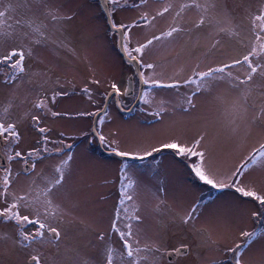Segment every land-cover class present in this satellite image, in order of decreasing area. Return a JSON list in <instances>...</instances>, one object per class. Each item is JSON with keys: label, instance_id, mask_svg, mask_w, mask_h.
<instances>
[{"label": "rangeland", "instance_id": "374dc122", "mask_svg": "<svg viewBox=\"0 0 264 264\" xmlns=\"http://www.w3.org/2000/svg\"><path fill=\"white\" fill-rule=\"evenodd\" d=\"M138 2L129 0V6L119 8L116 21L131 24L139 20L141 12L155 14L166 4L173 7L170 13L158 17L154 26L133 28L131 46L167 30L179 5L186 0H149L140 8L131 6ZM22 3L23 0H0V10L7 12L9 24L22 19L32 22L33 27L44 25L42 30L49 42L36 46L34 57L26 61L30 81L26 80L16 89L0 83V112L11 105L8 118L20 121L22 141L16 146L17 150L26 153L42 147V134L33 126L31 115H40L41 126L51 129L46 133L51 140L73 145L72 149L64 150L72 154L73 160L66 182L55 197L68 221L60 245L65 253L62 264H80L81 260L99 264L103 242L96 236L101 232L106 234L113 247L119 248V238L110 232V224L119 206L122 158L107 153L111 149L101 145L93 133L96 116H80L78 113L104 109L108 101V116L103 117L101 113V117H97V120L103 118L104 123L97 124L96 120V129L110 140L116 134L124 150L141 153L164 142L191 144L204 135L211 146L214 163L222 172L231 171L264 141V122L255 121L251 110L242 115L235 113L232 102L240 93L227 82H219L211 93L199 94L194 110H188L184 105V97L194 86L167 89L144 85L143 92L149 93L150 104L140 100L131 112L124 113L118 103L123 101L121 106L125 110L132 107L140 83L134 66L118 48L117 34L109 27L99 0H52L53 6L60 8L62 14L73 17L58 25L50 23L35 8L28 12ZM220 3L227 6L238 35L218 33L215 26L194 27L201 13L195 8L186 9L176 21L185 31L176 39L157 42L146 51L145 61L158 67L155 71L144 70L145 77L155 76L167 83L169 77L182 79L196 64L206 69L209 65L217 66L223 61L242 58L251 46L249 42L253 35L248 16L264 6V0H220ZM216 40L220 44L213 49ZM233 71L243 73L246 69ZM130 76L135 82L132 96L105 98L106 93L111 92L110 82L115 81L123 88L128 85ZM2 79L0 77V81ZM92 79H99L101 84H91ZM85 85L92 90L95 103L81 91ZM54 91L67 92V95L58 96L53 103L50 97ZM259 93L257 88L248 99L257 110L264 105V96ZM44 97H49L46 101L48 107L61 113L60 116L53 117L47 110L34 108L37 99ZM161 107L166 111L161 116L154 115ZM56 146L48 145L49 148ZM6 148L7 142L0 148V153L4 155ZM63 156L64 153H53L43 163H38L37 172L51 174ZM193 159L165 150L154 153L143 162L127 160L129 175L136 181V202L143 216L141 246L162 235L169 249L181 244L189 247L187 254L178 256L175 264H225L226 254L221 249L236 239L240 229L254 230L257 227L250 212L258 205L233 189L216 191L203 185L191 172ZM6 162L8 166L7 158ZM3 167L0 165V169ZM11 167L14 174H21L14 184V190L19 192L33 177L23 174L24 165L20 162H12ZM245 180L253 182L257 188H264V168L252 169L246 173ZM202 198L204 203L199 208V215L190 225H184L180 217ZM3 206L0 202V207ZM15 231L12 224L0 223V235L15 239ZM258 249L259 245L250 256L255 261L261 259ZM50 250H54V246L44 249L45 252ZM140 255L147 256L141 264H169L167 256ZM25 258L26 253L13 248L11 239L0 240V264H23Z\"/></svg>", "mask_w": 264, "mask_h": 264}, {"label": "snow or ice", "instance_id": "6c2138e0", "mask_svg": "<svg viewBox=\"0 0 264 264\" xmlns=\"http://www.w3.org/2000/svg\"><path fill=\"white\" fill-rule=\"evenodd\" d=\"M148 3L149 0H139L138 3L131 6L140 8ZM21 6L28 12H33V8H35L53 25L73 18L71 15L62 14L60 8L53 6L52 0H23ZM127 6H129V0H103V8L106 16L110 19L111 29L116 33L123 34L120 44L128 60L140 67L139 77L144 85L149 88L167 89L194 86L191 88L190 94L184 97V105L188 110H194L197 108L196 100L199 98V94L211 93L219 86V82H227L240 93L239 97L232 102L235 113L242 115L251 110L255 121L264 122V105L259 106L257 110L254 104L248 103L249 96L257 88L260 89L259 94L264 96V6L248 16L253 35L249 42L251 46L242 58H234L230 62L223 61L217 66L209 65L206 69H202L200 64H196L182 79L169 77L170 82L167 83L155 76L145 77L144 70L155 71L158 67L155 63L145 61L146 51L155 46L157 42H170L184 32L185 29L176 21L182 17L186 9L191 8L198 9L201 13L194 27L215 26L218 33L230 36L238 35L239 33L232 26L227 6H222L220 0H203V2L201 0H186L185 3L179 5V10L173 16V23L167 30L153 35L145 42L137 43L135 46H131L132 29L154 26L157 18L170 13L173 5L166 4L155 14H150L147 11L141 12L139 20L133 21L131 24L118 23L115 19L117 10ZM33 14L35 15V13ZM42 27L45 26L33 27L32 22L22 19H17L14 24H9L7 12L0 10V50H2L0 51V77H3L0 83H3L4 86L16 89L26 80L30 81L31 74L26 61L34 57L36 46L49 42V37L45 35ZM218 44L220 41L216 40L212 44V48L215 49ZM238 68H245L246 71L243 73L233 71ZM90 83L100 85L101 81L92 79ZM109 86L111 92L106 93L105 98L112 95L128 97L135 91L132 78H129L128 85L123 88L115 81L110 82ZM81 91L95 103L93 92L87 85ZM66 95L67 92L54 91L50 99L54 103L58 96ZM48 99L49 97L37 99L33 105L34 108L41 111L47 110L53 117L60 116L61 113L48 107L46 103ZM136 99L150 104L147 92L139 93ZM120 103L123 104V101ZM10 108L11 105L4 107L0 112V142H7L4 156L8 161V166L0 169L2 172L0 202L4 204L3 207H0V223H10L16 231L15 239L0 235V240L11 239L13 248L26 253L23 264H62L65 253L61 250L60 245L62 237L66 235L65 225L68 221L60 205L55 202V197L66 182V174L73 160L72 154L65 153L64 150L65 148L72 149L73 145L64 144L62 140H51L46 135L51 129L41 126L40 115H31L33 126L42 134V147L33 148L26 153L17 150L16 146L22 141V133L19 130L20 121L8 118L11 114ZM165 111L161 107L155 111L154 115L161 116ZM101 113H103V117L108 116V113L103 109L96 112H80L78 115L101 117ZM103 123V118L97 120V124ZM93 133L101 144L109 147L113 154L122 158L119 173L121 185L119 206L114 212L110 224V232L115 233L119 238V248L113 247L108 242L105 233L97 234L96 239L103 242L100 251L102 259L99 264H141L142 260L147 259V256L142 257L141 253L173 257L184 256L189 251L186 244L169 249L162 235L157 240L144 243L143 247L141 246L140 225L143 222V216L141 208L136 202V181L129 175L130 165L127 160L143 162L152 157L154 153H161L165 150H171L177 156L195 158L190 165L191 172L203 185L216 191L233 189L241 197L250 198L256 202L258 207L251 211L250 215L257 227L254 230L240 229L236 239H233L231 243H226L221 251L226 254L225 264H264V188H257L253 182L245 180L246 173H250L252 169L264 168V141L255 146L231 171L222 172L214 163L211 146L207 143L204 135H200L191 144L179 141L164 142L141 153L124 150L116 138V134H113V138L110 140L96 129H93ZM60 135L63 136L64 133H60ZM50 143L57 146L49 148ZM53 153L57 155L64 153V156L53 167L51 174L37 172L38 163H43ZM12 162L22 163L24 165L23 174L33 177L28 185L19 192L14 190V184L18 182V177L21 174L13 173ZM211 195L210 192L209 198ZM203 203V198L194 203L180 217L181 222L184 225H190L199 215V208ZM50 245L54 246V250L45 252L44 249ZM258 245L261 259L255 261L250 256L257 251ZM80 264H88V262L81 260ZM169 264H175V262L169 259Z\"/></svg>", "mask_w": 264, "mask_h": 264}, {"label": "water", "instance_id": "95a60500", "mask_svg": "<svg viewBox=\"0 0 264 264\" xmlns=\"http://www.w3.org/2000/svg\"><path fill=\"white\" fill-rule=\"evenodd\" d=\"M99 2H100V4H101V7H102V9H103V11H104V13H105V10H104V8H103V0H99ZM106 15V14H105ZM107 17V16H106ZM107 20H108V25H109V27L111 28V26H110V19H109V17H107ZM112 30V29H111ZM113 31V30H112ZM114 32V31H113ZM114 33H116V32H114ZM117 34V37H118V48H119V50H120V52H121V54L123 55V57L128 61V62H130L133 66H134V68H135V71H136V73H137V76H138V79H139V83H140V91H139V93H141V92H143V86H144V84L141 82V79H140V77H139V71L141 70L140 69V67L138 66V65H136L135 63H132L131 61H129L128 60V57H127V55H126V53H125V51H124V49H123V47L121 46V44H120V40H121V37H122V33H116ZM129 78H132V81H133V83H134V87H135V82H134V77L133 76H130ZM128 83H129V80H128ZM135 92V91H134ZM134 92L132 93V95L134 94ZM132 95H130V96H132ZM109 98V97H108ZM117 99H118V96H117ZM140 102V100H137L136 99V102L132 105V107H130L128 110H125L122 106H121V104H119L118 103V105H119V107H120V109L124 112V113H128V112H131L132 111V109L135 107V106H137V104ZM107 105H108V101H106V104H105V107H104V111H106V108H107ZM96 120H97V117H95V119H94V126H93V129H96ZM97 130V129H96ZM98 131V130H97ZM96 136V135H95ZM97 137V136H96ZM97 139H98V137H97ZM99 140V139H98ZM5 144V142H0V148L3 146ZM102 145V144H101ZM107 153H112V151H107ZM6 164H7V162H6V158H5V156L2 154V153H0V165L1 166H6ZM168 259H171L172 261H175L176 259H177V256H173V257H168Z\"/></svg>", "mask_w": 264, "mask_h": 264}, {"label": "bare ground", "instance_id": "6f19581e", "mask_svg": "<svg viewBox=\"0 0 264 264\" xmlns=\"http://www.w3.org/2000/svg\"><path fill=\"white\" fill-rule=\"evenodd\" d=\"M22 124L25 125V123H22ZM23 125H22V126H23Z\"/></svg>", "mask_w": 264, "mask_h": 264}]
</instances>
